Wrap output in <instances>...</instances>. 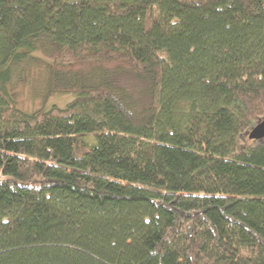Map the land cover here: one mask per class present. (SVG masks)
Listing matches in <instances>:
<instances>
[{
	"label": "trees",
	"instance_id": "obj_1",
	"mask_svg": "<svg viewBox=\"0 0 264 264\" xmlns=\"http://www.w3.org/2000/svg\"><path fill=\"white\" fill-rule=\"evenodd\" d=\"M263 118L264 0H0V264H264Z\"/></svg>",
	"mask_w": 264,
	"mask_h": 264
},
{
	"label": "rangeland",
	"instance_id": "obj_2",
	"mask_svg": "<svg viewBox=\"0 0 264 264\" xmlns=\"http://www.w3.org/2000/svg\"><path fill=\"white\" fill-rule=\"evenodd\" d=\"M38 56H41L39 52ZM25 67L20 76L13 79L10 86L13 97L16 100V105L22 110L33 112L43 105L64 106L74 98V95L70 93H57L45 96V60L34 61ZM116 82L132 92L135 95L137 103H140V105L145 106L149 103V82L147 80L141 81L130 74H122L117 77Z\"/></svg>",
	"mask_w": 264,
	"mask_h": 264
},
{
	"label": "water",
	"instance_id": "obj_3",
	"mask_svg": "<svg viewBox=\"0 0 264 264\" xmlns=\"http://www.w3.org/2000/svg\"><path fill=\"white\" fill-rule=\"evenodd\" d=\"M247 137L253 141H262L264 140V118L257 121L247 133Z\"/></svg>",
	"mask_w": 264,
	"mask_h": 264
}]
</instances>
